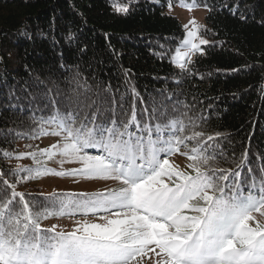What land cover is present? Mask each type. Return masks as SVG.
Instances as JSON below:
<instances>
[{"label": "snow or ice", "instance_id": "snow-or-ice-1", "mask_svg": "<svg viewBox=\"0 0 264 264\" xmlns=\"http://www.w3.org/2000/svg\"><path fill=\"white\" fill-rule=\"evenodd\" d=\"M131 3L115 5L114 10L127 14ZM184 6L192 10L201 5L191 0ZM202 6L212 10L207 3ZM168 7L172 8L171 0ZM184 33L168 59L183 74L193 76L192 56L204 55L202 46L210 42L200 37L199 27H185ZM197 38L199 43L194 42ZM74 39L72 33L66 37ZM167 52L153 54L163 60ZM73 67L60 65L65 74L59 79L68 85L66 89L57 78L42 79L29 72L31 80L21 85V94L16 95V89L8 94L5 107L27 112L32 139L61 138L38 150L46 160L61 157V170L17 165L11 173L15 181L0 171V184L10 190L0 197V264H140L148 252L159 257L153 264H264V220L256 216L264 218V177L259 196L253 191L255 177L245 193L240 176L247 149L235 169L217 168L215 162L228 157L218 142L221 134L204 132L206 115H190L183 110L187 102L171 93L165 100L152 101L149 108L133 88L131 109L121 106V116L114 97L106 107L100 89L93 90L79 72L68 74ZM104 90H111L110 82ZM136 99L142 105L140 118ZM177 153L191 161L188 167L194 175L173 167L170 157ZM0 155L13 156L7 151ZM22 156L40 163L35 151L15 158ZM65 163L79 167L64 170ZM46 175L75 182L113 180L120 187L93 193L41 192L27 199L15 190L22 180ZM89 216L103 223L89 222ZM52 217L71 218L76 226L71 231H57L59 225L43 228L42 221Z\"/></svg>", "mask_w": 264, "mask_h": 264}, {"label": "trees", "instance_id": "trees-1", "mask_svg": "<svg viewBox=\"0 0 264 264\" xmlns=\"http://www.w3.org/2000/svg\"><path fill=\"white\" fill-rule=\"evenodd\" d=\"M195 1L212 9L199 26L210 44L203 47L204 55L192 60L194 75L187 76L168 59L185 34L178 18L166 12L169 0H132L127 14H117L114 6L128 0H0V152L13 154L11 159L0 155V171L9 173L5 178L15 181V157L21 150L35 151L46 137L32 139L27 112L5 107L9 92L16 89L20 95L21 85L31 80L29 72L42 79L57 78L66 89L59 79L65 74L60 68L64 64L75 66L68 74L79 72L82 81L86 78L93 90H101L106 107L114 97L121 116V106L131 109L133 88L149 108L168 93L186 101L188 108L183 110L190 115L207 116L206 134H221L218 142L228 160H217V168L235 169L247 149L240 180L247 193L255 177L253 191L259 196L264 177V0ZM69 33L74 40H66ZM161 44L168 50L163 60L153 54L165 50ZM109 82L111 90L106 91ZM135 105L140 118L141 101L136 99ZM170 163L194 175L187 156L174 154ZM34 181L22 180L15 190L26 199L37 197L41 192ZM9 192L0 184V197ZM54 218L68 217L49 219Z\"/></svg>", "mask_w": 264, "mask_h": 264}, {"label": "rangeland", "instance_id": "rangeland-1", "mask_svg": "<svg viewBox=\"0 0 264 264\" xmlns=\"http://www.w3.org/2000/svg\"><path fill=\"white\" fill-rule=\"evenodd\" d=\"M191 0H181L176 4H172V8L169 9L167 6L166 12L171 16L178 18V20L182 23L184 29L187 27L188 30H194L196 27H199L200 24L204 21L208 9L205 7H195L192 10H188V8L184 5L190 3ZM196 2V1H195ZM195 21V24L192 22ZM200 37L204 38L200 35ZM206 39V38H204ZM194 42L199 43V38H197ZM204 47V46H202ZM197 54L192 56V60L195 59ZM177 68V67H176ZM61 138L48 135L43 138L39 144L35 152H37L38 158L40 159V163L33 160L30 156H22L20 159H15L13 164L20 165L21 167H48L51 169H56L57 171L61 170V166L58 161L61 157L57 156L53 160H46L42 157H39V149L48 148L50 145L57 143ZM23 150L20 151V154H25ZM79 167L76 163H65L63 165L64 170L77 168ZM34 184L39 188L40 192L44 194H50L53 191L56 192H68V193H80V192H97V191H105L108 189L118 188L120 186L118 181L113 180H89V179H79V182H75L71 177H57L54 175H46L41 178H37L34 181ZM78 219V218H77ZM89 222L103 223L98 219L93 220L92 217H89ZM52 225H59L57 231H71L76 226L74 220L71 218H54L48 219L44 223L43 228H50ZM159 251V249H157ZM159 259V257L155 256V253L148 252L144 257L140 259V264H153L154 260Z\"/></svg>", "mask_w": 264, "mask_h": 264}]
</instances>
